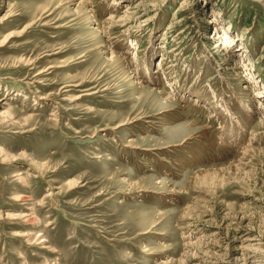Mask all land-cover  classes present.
<instances>
[{
    "label": "rangeland",
    "instance_id": "374dc122",
    "mask_svg": "<svg viewBox=\"0 0 264 264\" xmlns=\"http://www.w3.org/2000/svg\"><path fill=\"white\" fill-rule=\"evenodd\" d=\"M0 45V264H264V0H0Z\"/></svg>",
    "mask_w": 264,
    "mask_h": 264
},
{
    "label": "bare ground",
    "instance_id": "6f19581e",
    "mask_svg": "<svg viewBox=\"0 0 264 264\" xmlns=\"http://www.w3.org/2000/svg\"><path fill=\"white\" fill-rule=\"evenodd\" d=\"M217 19H215V20H213V21H211V22H213V24L215 25L216 23H217V21H216ZM227 29V28H226ZM1 46V45H0ZM37 74H40V72L39 73H37ZM149 74V73H148ZM78 86H80L79 84H77V85H74L73 87H78ZM70 87H72V86H70ZM264 93L260 90V91H258L257 92V96L256 97H261L262 95H263ZM78 98V97H77ZM163 99V98H162ZM76 100V99H75ZM161 102L163 101V100H160ZM165 101H166V99H165ZM6 116H8V115H6ZM148 123V122H147ZM177 146V145H176ZM72 184H74V183H72ZM72 184L71 183H69V186L71 185L72 186ZM22 218L24 217V216H21ZM151 254V253H150Z\"/></svg>",
    "mask_w": 264,
    "mask_h": 264
}]
</instances>
